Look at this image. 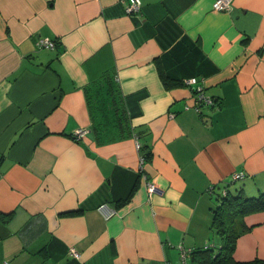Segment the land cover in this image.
<instances>
[{
  "label": "crops",
  "instance_id": "crops-1",
  "mask_svg": "<svg viewBox=\"0 0 264 264\" xmlns=\"http://www.w3.org/2000/svg\"><path fill=\"white\" fill-rule=\"evenodd\" d=\"M214 1L0 0V264H198L215 191H264V0ZM104 75L141 164L133 137L96 140ZM192 76L213 105L195 110ZM241 220L234 259L264 258V211Z\"/></svg>",
  "mask_w": 264,
  "mask_h": 264
},
{
  "label": "trees",
  "instance_id": "trees-1",
  "mask_svg": "<svg viewBox=\"0 0 264 264\" xmlns=\"http://www.w3.org/2000/svg\"><path fill=\"white\" fill-rule=\"evenodd\" d=\"M52 40L56 46V40ZM166 84H168L167 80ZM115 92L116 84L112 81V77L108 75H104L94 87L93 92H91L96 102L103 101L110 105L107 113L111 117L104 118V105L106 106V103H102L97 107L92 100L89 104L92 116V129L96 140L98 142H105L124 137H137L139 140V133L130 124L125 107L122 101L115 97ZM139 142L141 143L140 140ZM147 147L146 143H141L139 149L140 155L144 159H149L151 156ZM233 183L222 185L220 190L215 191V204L211 208V228L219 237L220 243L217 247L207 245L195 249L192 252V257L198 264H264V258L237 261L233 257L236 239L242 232L241 229H238V226H241L243 230L246 229L241 219L245 215L264 211V191H260L255 196H244L241 189L239 190L237 187L234 190L231 189Z\"/></svg>",
  "mask_w": 264,
  "mask_h": 264
},
{
  "label": "built area",
  "instance_id": "built-area-1",
  "mask_svg": "<svg viewBox=\"0 0 264 264\" xmlns=\"http://www.w3.org/2000/svg\"><path fill=\"white\" fill-rule=\"evenodd\" d=\"M125 1V10L127 14H132L135 12H138L140 7H141V0H124ZM231 6V0H215L213 3V8L219 11H226L230 8ZM37 45L41 48H54L55 44L54 41L51 38L48 37H38L37 39ZM183 83L187 86H190L193 88L194 91V101H195V110L199 111L201 109L202 105H213L214 100L210 95H207L204 91V87L202 84V80L197 78V77H188L183 80ZM76 135L80 136L83 130L81 128L77 129ZM135 139V146L139 150L141 143L139 142L137 137H134ZM144 158L140 155V164L143 162ZM243 176V173L241 172H236L232 174V181H236L237 179L241 178ZM142 177L145 180L146 183V188L148 192L154 188V184L151 181H148L145 179V175L142 174ZM225 193V191H223ZM98 210L100 212H103L105 217H108L114 213V210L110 208L107 204H100L98 206ZM69 253L76 257L79 258L80 254L74 247L69 248ZM180 257H181V263L180 264H185V253L184 251L180 252ZM167 264H174V263H167Z\"/></svg>",
  "mask_w": 264,
  "mask_h": 264
},
{
  "label": "rangeland",
  "instance_id": "rangeland-1",
  "mask_svg": "<svg viewBox=\"0 0 264 264\" xmlns=\"http://www.w3.org/2000/svg\"><path fill=\"white\" fill-rule=\"evenodd\" d=\"M237 184L239 185V183H237ZM235 186H236L235 183H233V185L231 186V189L233 190ZM238 224H240V223H238ZM238 227H240V229L242 230V227L241 226H238Z\"/></svg>",
  "mask_w": 264,
  "mask_h": 264
}]
</instances>
